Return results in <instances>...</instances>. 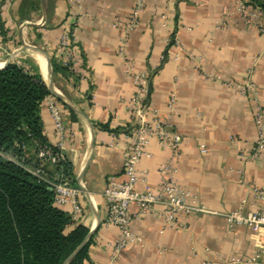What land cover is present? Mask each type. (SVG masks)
Instances as JSON below:
<instances>
[{
    "label": "crops",
    "instance_id": "0c3cea01",
    "mask_svg": "<svg viewBox=\"0 0 264 264\" xmlns=\"http://www.w3.org/2000/svg\"><path fill=\"white\" fill-rule=\"evenodd\" d=\"M2 1L6 38L0 36V67L17 53L13 60L37 66L47 83L46 68L39 61L32 63L31 54L36 52L24 46L44 50L58 65L56 70L51 66L53 87L85 116L59 100L65 119L59 140L46 98L39 109L43 134L53 147L61 142L80 191V213L73 226L92 231L84 264H220L250 257L264 236L258 238L244 225L229 228L225 214L264 211V200L252 189L264 188V148L252 157L257 138L253 101L225 82L251 81L264 108V33L236 13L224 28L218 26L222 7L233 10V0ZM137 2L142 5L140 20L130 34L127 57L136 70L150 75V107L181 135L177 180L206 211L182 214V229L160 232L162 206L138 216L137 205L132 204V230L142 242L113 257L108 243L119 231L105 222L107 202L102 193L110 177L124 179L123 151L131 123L128 102L134 87L118 54L121 30L112 27V20L116 15L125 18ZM67 29L72 33L70 58L59 46ZM67 57L69 66L60 68ZM170 93L176 97L171 111ZM202 146L206 152H201ZM147 151L150 157L142 158L138 168L155 187L160 182L158 167L171 152L154 139ZM24 152L30 168L36 161L35 148L27 145ZM42 166L52 179L58 177L53 164ZM62 209L70 215V206Z\"/></svg>",
    "mask_w": 264,
    "mask_h": 264
},
{
    "label": "built area",
    "instance_id": "2783aa9c",
    "mask_svg": "<svg viewBox=\"0 0 264 264\" xmlns=\"http://www.w3.org/2000/svg\"><path fill=\"white\" fill-rule=\"evenodd\" d=\"M233 2V10L228 6L222 7L221 18L217 22L218 26L224 28L230 16L236 13L244 23L253 24L259 32L264 33V11L249 1L233 0ZM141 8V3L137 2L125 18L116 15L112 20V27L121 30L118 54L124 58V71L131 77L134 87V93L128 102L131 123L127 133L128 144L123 151L122 169L124 179L118 180L115 177H110L102 193L107 202L105 222L114 225L119 231L116 238L108 243V248L113 257H116L128 245L132 243L141 244L142 242V238L132 230L133 215L130 213L132 204L137 205L138 216L147 213L156 205H161L162 209L159 214L163 222V228L160 232L164 229L175 231L182 229L183 226L179 221V216L182 214L206 211L199 200L182 187L177 180L178 169L176 164L181 155V135L172 130L167 123L161 120L158 112L150 107V75L147 72L136 70L133 61L127 57V44L131 32L139 24ZM71 36V30L67 29L59 41L60 48L69 58ZM170 41H173L172 37ZM68 57L62 62L64 67H68L70 64ZM225 86L242 96H249L253 101L252 109L257 138L252 148V157L258 156L264 148V108L258 101L257 88L249 80L243 82L227 81ZM45 103L55 132L60 140L65 132L63 106L54 96L46 97ZM175 104V94L170 93L167 100L169 111L174 109ZM152 139L156 140L159 145L168 147L171 152V158L158 167L160 182L155 187L147 181L145 173L138 168L142 158L150 157L147 146ZM55 148L56 151L49 148L40 149L36 156L54 165L65 159L61 142ZM201 152H206L204 146L201 147ZM33 174L51 184L54 190V203L61 208L70 206V215L73 220H76L80 213L79 189L72 187L66 178L60 176L54 180H47L39 170H34ZM139 183L143 184L141 190L137 189ZM252 189L257 199L264 200V188L253 186ZM225 219L229 228L244 225L258 238L264 236V211L244 214L240 210H233L225 214ZM220 264H264V241L259 239L256 249L250 257H233Z\"/></svg>",
    "mask_w": 264,
    "mask_h": 264
},
{
    "label": "trees",
    "instance_id": "16d2710c",
    "mask_svg": "<svg viewBox=\"0 0 264 264\" xmlns=\"http://www.w3.org/2000/svg\"><path fill=\"white\" fill-rule=\"evenodd\" d=\"M249 2L264 11V0ZM2 3L0 36L4 40ZM51 66L56 70L58 65L51 60ZM48 96L53 95L37 66L12 60L0 68V264H64L88 234L83 225L73 226L71 215L54 203V190H48L51 184L33 174L39 170L44 178L54 180L42 166L47 161L36 156L30 169L25 157L27 145L34 146L35 154L43 148L56 151L43 134L39 115ZM71 115L75 117L73 111ZM54 168L78 189L67 159ZM90 240L67 264H84Z\"/></svg>",
    "mask_w": 264,
    "mask_h": 264
},
{
    "label": "water",
    "instance_id": "95a60500",
    "mask_svg": "<svg viewBox=\"0 0 264 264\" xmlns=\"http://www.w3.org/2000/svg\"><path fill=\"white\" fill-rule=\"evenodd\" d=\"M25 49H30L34 52H41L43 53V55L45 56V60H46V78H47V83H46V86L47 88L49 89L50 93L56 97L58 100H61L62 102H64L69 108H71L73 111H75L76 113L82 115L83 117H85L78 109L74 108L73 106H71L69 103H67L63 96L57 92L55 90V88L53 87V83H52V69H51V61H50V58L48 56V54L38 48V47H35V46H31V45H25L24 46ZM17 55V53H14L7 61H5V63L0 67H4L7 63L11 62L14 57ZM89 126H90V129H91V137H92V140H93V133H92V125L91 123H89ZM93 147V141H91L90 143V150L92 149ZM78 183H79V186L82 187L81 183H80V177L77 179ZM83 188V187H82ZM48 190H52L51 187H48ZM91 234H92V231H90L86 237L84 238V240L81 242V244L76 248V250L69 256V258L65 261L64 264H67L71 259L72 257L84 246V244L89 240V238L91 237Z\"/></svg>",
    "mask_w": 264,
    "mask_h": 264
},
{
    "label": "bare ground",
    "instance_id": "6f19581e",
    "mask_svg": "<svg viewBox=\"0 0 264 264\" xmlns=\"http://www.w3.org/2000/svg\"><path fill=\"white\" fill-rule=\"evenodd\" d=\"M36 58L40 62L42 68L45 69L46 68L45 56L42 53H40V52H36ZM45 72H46V69H45Z\"/></svg>",
    "mask_w": 264,
    "mask_h": 264
},
{
    "label": "rangeland",
    "instance_id": "374dc122",
    "mask_svg": "<svg viewBox=\"0 0 264 264\" xmlns=\"http://www.w3.org/2000/svg\"><path fill=\"white\" fill-rule=\"evenodd\" d=\"M31 55H32V57H31V60H30V61H31L32 63H36L37 65H39V62H38V60L36 59V55L33 54V53H32ZM76 184H77V182H76Z\"/></svg>",
    "mask_w": 264,
    "mask_h": 264
}]
</instances>
